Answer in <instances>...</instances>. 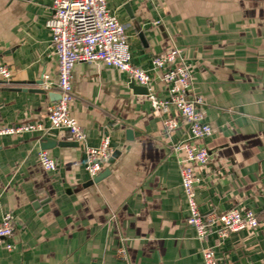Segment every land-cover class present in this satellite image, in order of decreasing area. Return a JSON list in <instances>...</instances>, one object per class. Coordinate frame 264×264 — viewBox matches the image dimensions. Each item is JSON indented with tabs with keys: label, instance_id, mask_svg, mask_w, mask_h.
I'll use <instances>...</instances> for the list:
<instances>
[{
	"label": "crops",
	"instance_id": "crops-1",
	"mask_svg": "<svg viewBox=\"0 0 264 264\" xmlns=\"http://www.w3.org/2000/svg\"><path fill=\"white\" fill-rule=\"evenodd\" d=\"M53 1L0 0V67L11 71L9 79L0 73V127L49 125L58 97V58L46 25ZM108 5L126 25L131 62L151 74L158 96L169 91L152 59L179 48L192 76L189 93L204 99L212 134L197 141L210 151L209 162L196 167L202 213L251 209L260 224L224 240L215 233L200 239L187 221L185 151L175 150L193 139L180 113L173 106L154 111L148 93L136 92L117 67L78 62L71 113L84 141L65 128L0 135V221L14 218L13 235L0 241V264H204L205 246L218 264H264V0ZM165 118L178 126L166 129ZM45 136L56 141L47 149ZM107 136L110 157L118 154L99 172L110 173L88 184L95 176L86 169V148ZM42 150L57 160L55 170L41 164Z\"/></svg>",
	"mask_w": 264,
	"mask_h": 264
},
{
	"label": "built area",
	"instance_id": "built-area-1",
	"mask_svg": "<svg viewBox=\"0 0 264 264\" xmlns=\"http://www.w3.org/2000/svg\"><path fill=\"white\" fill-rule=\"evenodd\" d=\"M54 12L46 21L52 34L55 53L58 58L57 92L60 97L52 104L48 113L49 125L42 122L22 123L0 127V135H15L26 132H40L46 135L49 129L65 128L72 137L82 142L86 133L71 113L73 100V69L78 62L105 63L126 72L130 80L148 89V97L156 112H167L171 106L180 113L188 125L192 140H183L175 145V150L183 149L185 157L181 165V179L188 202V223L192 225L200 239L215 233L220 240L232 232L252 229L260 224L258 215L251 209L237 208L225 212L202 213L200 210L195 182L196 167L210 160L209 149L197 141L212 134L211 125L205 121L202 109L204 99L189 93L192 76L179 48H173L152 59L153 68L162 70L161 80L167 85L169 96H158L151 87L152 76L144 68L131 62V50L126 33V25L121 22L108 5V0H54ZM5 79L11 77L6 66L0 67ZM49 87V86H48ZM164 127L175 129L178 123L173 118H165ZM112 147L110 137H104L97 147H87L86 169L96 176L103 162L110 157ZM40 161L46 170H55L57 160L47 151L40 152ZM14 233V218L11 213L0 221V241ZM12 249V244H7ZM204 264H218L215 250L202 248Z\"/></svg>",
	"mask_w": 264,
	"mask_h": 264
},
{
	"label": "water",
	"instance_id": "water-1",
	"mask_svg": "<svg viewBox=\"0 0 264 264\" xmlns=\"http://www.w3.org/2000/svg\"><path fill=\"white\" fill-rule=\"evenodd\" d=\"M43 81L40 82V84L42 83ZM132 87L134 88V90L138 93H148V89L147 87L145 86H141V85H137L135 83H132ZM40 91H44V89H38ZM60 97V95L58 94V97L57 99ZM56 99V100H57ZM127 133H128V137L129 138H132L133 134H132V130L131 129H128L127 130ZM55 140L45 136L43 137V142H42V145L45 149L47 148H50L52 147L54 144H55ZM118 152H115L113 153L112 157H110L109 159V162L110 163H113L114 162V158L117 156ZM110 173V169L107 168L105 169L104 171H102L101 173H99L97 176H95L93 179H91L88 184H91V183H94V182H98L100 181L101 179H103L104 177H106L108 174Z\"/></svg>",
	"mask_w": 264,
	"mask_h": 264
}]
</instances>
